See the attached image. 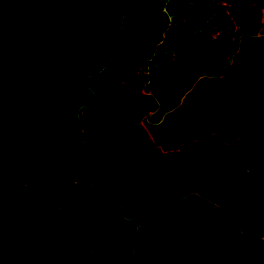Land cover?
Wrapping results in <instances>:
<instances>
[{"label":"trees","instance_id":"obj_1","mask_svg":"<svg viewBox=\"0 0 264 264\" xmlns=\"http://www.w3.org/2000/svg\"><path fill=\"white\" fill-rule=\"evenodd\" d=\"M61 13L66 87L0 85V264H264V0Z\"/></svg>","mask_w":264,"mask_h":264},{"label":"water","instance_id":"obj_2","mask_svg":"<svg viewBox=\"0 0 264 264\" xmlns=\"http://www.w3.org/2000/svg\"><path fill=\"white\" fill-rule=\"evenodd\" d=\"M67 1L0 0V85L66 87L72 33L61 12Z\"/></svg>","mask_w":264,"mask_h":264},{"label":"rangeland","instance_id":"obj_3","mask_svg":"<svg viewBox=\"0 0 264 264\" xmlns=\"http://www.w3.org/2000/svg\"><path fill=\"white\" fill-rule=\"evenodd\" d=\"M33 175L31 176L32 179H36L39 183L38 185H40V187H42L43 189H47V178L45 176L44 172H41V174L38 173H32ZM15 192V191H14Z\"/></svg>","mask_w":264,"mask_h":264}]
</instances>
